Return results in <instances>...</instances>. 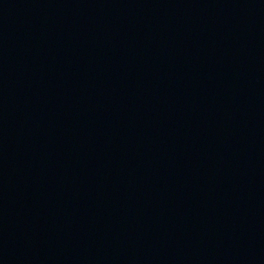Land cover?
<instances>
[{
    "label": "water",
    "instance_id": "water-1",
    "mask_svg": "<svg viewBox=\"0 0 264 264\" xmlns=\"http://www.w3.org/2000/svg\"><path fill=\"white\" fill-rule=\"evenodd\" d=\"M0 264H264V0H0Z\"/></svg>",
    "mask_w": 264,
    "mask_h": 264
}]
</instances>
